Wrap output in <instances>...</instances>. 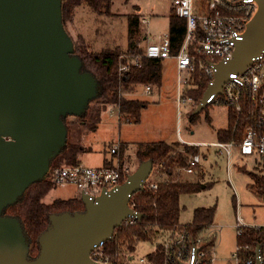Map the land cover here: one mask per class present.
<instances>
[{"label":"water","instance_id":"water-1","mask_svg":"<svg viewBox=\"0 0 264 264\" xmlns=\"http://www.w3.org/2000/svg\"><path fill=\"white\" fill-rule=\"evenodd\" d=\"M63 0H0V264H91L94 245L111 242L128 218L142 215L129 207L153 172L142 163L127 181L96 199L81 193L84 212L50 217L39 237V255L29 259V244L17 218L3 211L34 183L47 177L53 157L65 147L63 118L80 117L96 99V79L82 72L74 43L63 24ZM237 43L233 58L216 67L215 82L195 112L222 93L230 74L244 71L264 50V0ZM259 247L257 254H259Z\"/></svg>","mask_w":264,"mask_h":264},{"label":"trees","instance_id":"trees-1","mask_svg":"<svg viewBox=\"0 0 264 264\" xmlns=\"http://www.w3.org/2000/svg\"><path fill=\"white\" fill-rule=\"evenodd\" d=\"M88 6L97 14H110L112 0H63V22L67 31V22L73 21L75 10L80 6ZM141 20L138 15L128 17V43L126 51L94 52L86 45L84 39L79 38L75 43L74 55L82 62V72L90 73L97 81L99 93L92 100L84 115L75 117L76 121H63L67 128V141L61 152L51 160V169L81 164L79 156L90 152L91 149L73 141L72 137L80 136L83 131H95L102 119L100 108L91 107V103L99 102L103 105L114 106L119 110V121L140 123L143 110L147 103L138 99H130L123 93H131L138 85L161 86L162 61L142 57L144 36L141 33ZM169 33L171 37V54L177 55L185 38L186 22L172 12L169 17ZM141 58V67L132 69L120 77L118 74L119 60L123 55ZM200 73L193 75L191 87L185 90V96L196 104L202 99L206 89L204 79ZM251 107L245 105L241 113L229 109V123L226 130L217 133L219 142H234L236 145L242 140L244 129L249 123ZM199 113L194 114L192 121ZM83 130V131H81ZM199 154L196 146L162 141L142 142L138 144L136 153L138 167L145 162L153 164L158 189H144L131 197L134 210L142 215L136 223L117 228L114 238L107 244L109 252L117 255L133 254L142 242L154 243L159 237L174 230H185L193 236L205 234L214 225L216 206L197 208L193 212L192 222L186 225L179 223L182 212L180 199L183 195L196 194L208 188L204 182V173L201 168L194 174V180L184 178L182 170L188 166L189 159ZM106 167L113 166L112 161L105 160ZM135 171L130 174H133ZM255 180L253 187L260 188L264 197V175L251 173ZM126 178L122 179V182ZM205 184V187L203 186ZM57 186L47 177L31 185L15 204L3 211L4 216L17 218L29 244V259L34 260L39 255V237L50 226V217L63 213L84 212L85 206L81 199H56L47 204L44 199ZM210 245H215V237ZM237 247L241 256L248 258L258 249L264 251V227H246L240 237H237Z\"/></svg>","mask_w":264,"mask_h":264},{"label":"rangeland","instance_id":"rangeland-1","mask_svg":"<svg viewBox=\"0 0 264 264\" xmlns=\"http://www.w3.org/2000/svg\"><path fill=\"white\" fill-rule=\"evenodd\" d=\"M172 0H112L110 14H97L88 6L75 10V17L67 22V34L74 43L79 38L94 52L115 49L126 51L128 43V17L138 15L142 24V37L148 36V42H156L155 37L169 31V17ZM64 24V22H63ZM65 28V27H64ZM145 44L147 41H145ZM162 84L152 86L150 95L144 94L145 85L134 88L142 95H127L148 105L143 110L140 123L120 122V116L114 106L91 103V107L100 108L102 119L95 131H83L73 141L91 151L81 155V162L87 167L102 164L103 157L120 166L129 167L130 172L138 168L136 153L141 142L162 141L168 144L180 143L196 146L202 158L200 167L204 173V182L208 188L196 194L183 195L180 199L182 212L179 223L192 222L193 212L197 208L216 206L214 227L217 231L216 251L219 258L225 259L237 247V222L243 220L246 226L264 227V197L260 188H255L251 173L264 175V162L242 157L237 150L229 158L225 151L216 146L219 143L217 133L226 130L229 123V110L224 104H210L199 112L192 121L197 105L195 101L178 103V73L176 62L171 59L162 61ZM187 75L183 74V77ZM138 88V89H137ZM189 88V87H188ZM188 88H185L188 89ZM68 122L76 121L67 116ZM120 144L118 155L111 154V147ZM184 175L194 180L195 175ZM156 178L153 171L149 180ZM205 184L203 186L205 187ZM81 198V191L74 185L57 186L44 199L49 204L56 199ZM154 245L142 242L136 249V256H145L153 251ZM29 257V256H28Z\"/></svg>","mask_w":264,"mask_h":264},{"label":"built area","instance_id":"built-area-1","mask_svg":"<svg viewBox=\"0 0 264 264\" xmlns=\"http://www.w3.org/2000/svg\"><path fill=\"white\" fill-rule=\"evenodd\" d=\"M258 11V0H172L171 12L186 22V34L178 54H171V37L168 31L155 37L156 42H148V36L144 34L147 43L143 46L141 56L175 60L178 72V103L180 105L182 102L193 101L185 96V88L191 87L193 75L200 73L206 83L205 91L213 85L216 67L233 58L237 43L244 39L248 26ZM147 23L146 19H142L141 25ZM142 57L123 54L119 60V76H125L132 67H141ZM183 74L187 77H183ZM151 93L152 86L145 85L144 94ZM127 95L142 94L139 91L123 93V96ZM209 102L215 105L224 104L228 110L233 109L237 113H241L245 105L251 107L249 123L239 144L219 142L216 146L225 151L229 158L237 150L242 157L264 162V50L253 58L244 71L230 74L222 93L213 95ZM117 111L119 114L118 109ZM119 150L120 144L113 145L111 154L118 155ZM201 161L200 154L191 157L182 173L194 175ZM130 175L129 167L117 163L111 167H87L78 164L50 168L47 178L56 186L74 185L81 193L96 199L104 190L112 191L122 185ZM123 178H126L124 182ZM155 180L148 179L144 189L156 191L158 183ZM129 207L135 211L131 199ZM136 221V218H128L122 226L134 224ZM213 227L214 225L200 236L177 229L167 232L152 243L153 251L145 256H136L133 253L113 257L107 248L109 242H101L94 245L90 253L91 264H264V251L259 249V254L256 251L254 255L243 258L239 247L219 263L216 251L217 231ZM246 227L249 226L239 219L237 237L242 235ZM213 237L215 245L212 246L210 242Z\"/></svg>","mask_w":264,"mask_h":264},{"label":"crops","instance_id":"crops-1","mask_svg":"<svg viewBox=\"0 0 264 264\" xmlns=\"http://www.w3.org/2000/svg\"><path fill=\"white\" fill-rule=\"evenodd\" d=\"M171 60H173V59H171ZM174 61H175V60H174ZM176 69H177V67H176ZM177 73H178V72H177ZM141 143H142V142H141ZM86 148L91 149L90 147H86ZM81 155H82V154H81ZM81 155L79 156L80 162L82 161V160H81ZM105 160H108V156H107V155H105V156L103 157L102 164L99 165V166H95V167H102V166H105V164H104ZM81 164H82V162H81ZM67 200H69V199H67Z\"/></svg>","mask_w":264,"mask_h":264}]
</instances>
